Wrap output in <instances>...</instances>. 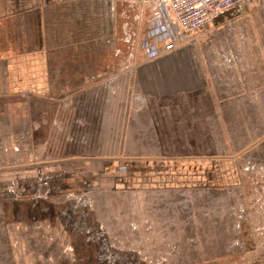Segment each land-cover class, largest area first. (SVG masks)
<instances>
[{
    "label": "crops",
    "instance_id": "crops-1",
    "mask_svg": "<svg viewBox=\"0 0 264 264\" xmlns=\"http://www.w3.org/2000/svg\"><path fill=\"white\" fill-rule=\"evenodd\" d=\"M100 3L102 0H0V174L11 170L7 166L14 159L5 150L6 135L34 122L37 128L30 130L31 144L47 145L49 153L48 135L57 133L52 122L67 125L68 117L59 108L70 109L73 100L74 109L84 110H77L74 124L77 120L85 123L88 135V126H98L97 131L93 129L97 140L121 141L119 152L112 150L95 161L101 176L95 184L104 183L88 196L99 220L100 214H110L103 218L102 227L110 223L113 228V213L119 210L126 215L129 232L141 230L159 237L163 244L160 254H164L171 246V231L191 230L192 221L193 229L198 227L196 197L238 189L243 183V162L264 147V65L255 70L246 58L252 44L249 36L253 26L263 21L259 16H264V6L251 8L245 17L248 20L238 26L233 14L216 19L200 42L204 51L188 45L162 52L129 73L131 82L135 77L137 82L129 87L122 130L115 138L112 113L105 120L95 113L113 103L111 95L104 97L105 85H113V68L102 74L94 65L89 68L84 36L79 32L74 37L70 29L71 23L79 22L84 28L87 7L96 9ZM165 3L149 0L153 20ZM231 45L233 52L226 49ZM140 75L144 83L138 80ZM248 76L263 79L249 83ZM88 96L94 98L93 103ZM54 140L63 142L58 135ZM160 141L181 143L175 142L177 151L165 148L170 152L167 156L159 149ZM203 143L209 153L191 151ZM61 153V171L75 166L86 171V155ZM114 220L124 229L121 221Z\"/></svg>",
    "mask_w": 264,
    "mask_h": 264
},
{
    "label": "rangeland",
    "instance_id": "rangeland-1",
    "mask_svg": "<svg viewBox=\"0 0 264 264\" xmlns=\"http://www.w3.org/2000/svg\"><path fill=\"white\" fill-rule=\"evenodd\" d=\"M145 2L102 0L96 9L87 5L84 28L80 22L71 23L70 27L71 33L76 34L74 37L79 32L84 36L89 68L94 65L95 69L102 70L99 74L113 68V85L107 83L104 94V97L111 95L113 103L111 107L95 112L100 116L99 120H105L108 118L105 115L112 113L113 137L122 130L120 126L125 119L129 87L137 82L136 77L131 82L130 74L162 53L161 46H158L160 53L153 57L143 49L149 23L153 21L152 10ZM261 6L264 1L246 7L241 15L236 16V26L248 20L245 17L251 8ZM259 17L263 21L253 26L249 36L252 44L248 46L250 50L246 51V58L254 63L255 70L260 71L264 65V16ZM202 39L198 36L193 47L203 49L200 45ZM226 49L233 52L235 47L231 45ZM214 51L219 52L218 49ZM95 54L97 59L93 57ZM246 78L249 83L263 79L262 76ZM139 79L145 82L144 76L140 75ZM88 98L94 99L92 96ZM59 110L65 111L67 125L63 126L57 120L52 122L57 133L48 130L52 146L49 153L47 145L31 144L30 130L37 128L34 122L9 132L5 137V150L11 151L14 159L7 166L11 170L0 174V264H264V147L254 150V154L243 162V183L238 189L196 197L198 227L194 230L192 221L191 230L183 227L182 231L176 230L178 234L171 231L170 249L160 254L163 244L159 237L141 230L129 232L126 215L119 210L113 213V228L110 223L102 227L103 218H110V214H100L102 220H99L96 205L88 196L104 183L95 184L101 177L95 161L106 157L112 150L113 153L119 152L121 141L97 140L94 131L98 126H88V135L83 129L85 123L82 125L77 120L74 124L78 118L77 110L81 109H74L73 100H70V109ZM52 133L59 138L62 136L63 142L51 141ZM105 135H108L107 131ZM175 142L181 143L160 141L159 149L169 156L170 152L165 148L177 151L173 147ZM2 145L3 141H0ZM112 145L113 149H110ZM205 146L203 143L191 151L207 154L211 150ZM62 151L71 156L86 155V171L76 166L67 172L61 171L58 162L63 158ZM31 170H35L34 173ZM114 218L122 222L124 229L118 228Z\"/></svg>",
    "mask_w": 264,
    "mask_h": 264
},
{
    "label": "built area",
    "instance_id": "built-area-1",
    "mask_svg": "<svg viewBox=\"0 0 264 264\" xmlns=\"http://www.w3.org/2000/svg\"><path fill=\"white\" fill-rule=\"evenodd\" d=\"M263 1L166 0V3L157 9L156 17L147 33L148 38L143 42V49L153 57L160 53L158 46H161L162 52H173L183 46L194 45L198 36L204 37L206 29L211 27L216 19L229 14L239 16L250 4ZM148 2L149 0H146L145 3Z\"/></svg>",
    "mask_w": 264,
    "mask_h": 264
}]
</instances>
